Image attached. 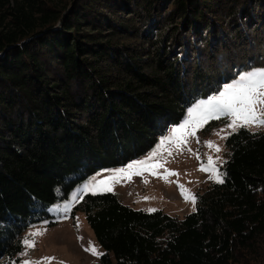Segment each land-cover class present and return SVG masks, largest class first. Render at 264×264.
I'll return each instance as SVG.
<instances>
[{
	"label": "trees",
	"instance_id": "trees-1",
	"mask_svg": "<svg viewBox=\"0 0 264 264\" xmlns=\"http://www.w3.org/2000/svg\"><path fill=\"white\" fill-rule=\"evenodd\" d=\"M253 67L264 0H0V264L89 176L143 156ZM225 145L223 183L183 218L84 194L72 215L105 250L92 264H264V131Z\"/></svg>",
	"mask_w": 264,
	"mask_h": 264
},
{
	"label": "rangeland",
	"instance_id": "rangeland-1",
	"mask_svg": "<svg viewBox=\"0 0 264 264\" xmlns=\"http://www.w3.org/2000/svg\"><path fill=\"white\" fill-rule=\"evenodd\" d=\"M260 68L264 67L244 69L235 78L224 83L217 92L210 94L208 97L200 98L187 110L184 119L180 123L171 125L164 134L158 137L156 144L146 154L129 163L143 160L159 148L160 141L165 136L170 135L172 128L179 126L188 118L189 110L195 107L199 101L207 100L212 95L218 94L225 86L238 79L240 74ZM213 120L217 121V125L209 131L205 130ZM229 122V118L224 116L219 119L204 121L197 129L195 136H188L186 145H179L175 142L165 144L149 164L143 165L139 169H132L130 172L131 179L128 178V174L121 176L119 182L114 183L113 190L109 192L118 194L125 204L136 209L149 212L163 210L170 215L183 218L186 214L195 210L198 191H203L210 184L217 182L218 179H224L221 167L226 160L225 141L233 133L232 129L228 128ZM190 127L186 128L181 135L186 134ZM248 129L264 131V126L252 125ZM208 141H212L214 146L209 147ZM217 146L220 148L219 152L216 151ZM210 158L215 163V172L208 169ZM129 163L119 167L101 168L79 184L67 199L53 207L56 224L49 225L47 222H41L31 225L24 233L23 240L34 232L41 231L43 235L33 237L36 242L34 248L29 249L23 245L19 254L21 261L14 264H23L26 259L44 261L45 257L55 258L51 261V264H92L98 262L102 255H94L91 251L85 249L94 245L99 253L103 254L105 250L98 243L85 215L80 212L72 215V210L84 194L92 193V191H82L85 184L93 178L107 181L112 175L111 170L124 168ZM202 167L208 170L202 171ZM137 171L141 174H134ZM169 172L178 173V175H169ZM217 172L220 174L219 176H217ZM181 185L184 194H182ZM100 187L103 188L104 185ZM189 194L195 196V203L191 199L185 198ZM73 197H76V199L74 200ZM24 253H27V255H24ZM111 257L114 260L113 254H111Z\"/></svg>",
	"mask_w": 264,
	"mask_h": 264
},
{
	"label": "snow or ice",
	"instance_id": "snow-or-ice-1",
	"mask_svg": "<svg viewBox=\"0 0 264 264\" xmlns=\"http://www.w3.org/2000/svg\"><path fill=\"white\" fill-rule=\"evenodd\" d=\"M258 106H264V68L240 74L238 79L225 86L218 94L212 95L207 100L199 101L195 107L189 110L187 114L188 118L179 126L172 128L170 135L165 136L160 141V147L148 157L129 163L124 168L111 170L112 175L107 181L93 178L83 186L82 191H92L93 195L98 194V191H112L114 183L119 182L121 176L128 174V178L131 179V170L139 169L141 166L149 164L165 144L175 142L179 145H186L188 143V136H195L197 129L206 120L219 119L221 116L227 117L230 121L228 128H231L233 132L238 131L240 128H251L252 125L264 126V107ZM189 126H191L189 131L181 135ZM207 143L209 147L214 146L212 141H208ZM216 151H220L218 146L216 147ZM208 169L216 171L215 163L211 161V158ZM208 169L201 168L202 171ZM134 174L140 175L141 172L137 171ZM169 175H178V173L169 172ZM219 175L217 172V176ZM217 182L223 183V180L218 179ZM101 185H104V187L101 188ZM181 188L182 194H184L182 185ZM185 198L191 199L195 203L194 195L189 194ZM73 199L75 200L76 197H73ZM39 235H43V232L38 231L30 234L28 238L23 240V245L29 249L34 248L36 242L33 237ZM85 250L91 251L94 255H102L94 245ZM24 255H27V253H24ZM54 259V257H45L44 261L26 259L23 261V264H45V262L51 264V261Z\"/></svg>",
	"mask_w": 264,
	"mask_h": 264
}]
</instances>
